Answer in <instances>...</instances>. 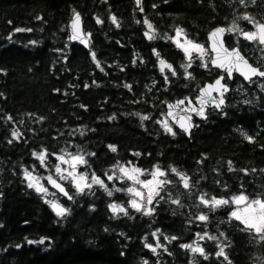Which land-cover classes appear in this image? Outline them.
I'll return each mask as SVG.
<instances>
[{
	"label": "trees",
	"instance_id": "1",
	"mask_svg": "<svg viewBox=\"0 0 264 264\" xmlns=\"http://www.w3.org/2000/svg\"><path fill=\"white\" fill-rule=\"evenodd\" d=\"M76 12L89 49L69 41ZM245 16L264 24V0H140L139 7L132 0H0V264L264 262V239L227 223L229 208L202 211L209 218L203 229L195 225L192 201L193 191L250 200L264 192V78L225 77V106L208 110L189 139L163 126L167 103L193 100L220 76L195 59L183 69L175 31L206 44L217 27L247 26ZM225 42L264 70L263 47L231 34ZM160 60L172 70L162 73ZM41 152L82 155L80 170L105 182L133 166L158 168L170 184L150 214L128 208L126 193L109 195L100 186L74 193L61 182L72 200L51 189L53 199L44 200L23 175L43 174L35 157ZM177 175L194 187L182 189ZM49 201L66 213L56 215ZM113 204L127 212L114 214ZM219 231L223 256L207 240L204 256L183 247L197 234Z\"/></svg>",
	"mask_w": 264,
	"mask_h": 264
},
{
	"label": "rangeland",
	"instance_id": "2",
	"mask_svg": "<svg viewBox=\"0 0 264 264\" xmlns=\"http://www.w3.org/2000/svg\"><path fill=\"white\" fill-rule=\"evenodd\" d=\"M254 20V19H252ZM246 23H247V26L243 27V26H240V25H234L232 27H230L229 29H232V31H227L226 35L227 34H231L234 36V38H240L242 37L244 40H246L247 42H253L257 45L258 42H257V39L256 40H248V39H245L244 38V35L243 33L245 32H256L255 30V27L253 26L252 23L249 22V20H245ZM255 21V20H254ZM257 22V21H255ZM259 23V22H257ZM178 30V29H177ZM180 30V29H179ZM226 38V36H225ZM186 41H190L192 44H196V45H199L201 46V48L203 49V51H199L197 49H193L191 47V45L185 43ZM173 43L174 45L179 48L181 51H183L184 55H185V64L183 65V69L187 70L188 69V65L195 59V60H198L199 62L203 63L205 65L206 62L209 63L210 59H211V54H210V51L208 49V45H207V42L206 44L204 43H198V42H195L191 39H189L186 35L183 34L182 32V35L177 37V31H175L174 33V36H173ZM179 45H183V48L180 47ZM261 46V45H259ZM238 48V47H237ZM185 49L188 50V53L190 54L191 56V59L188 58V55H186V52H185ZM260 55V58H264V46H263V51H261V53H259ZM261 70V69H260ZM264 71V70H262ZM219 77V76H218ZM217 77V78H218ZM164 123H167L168 127H172L173 125L166 119V117L164 118L163 120ZM40 154H45V157H46V160H45V163L44 164H41V161L39 159H37V157L40 155ZM72 156H82V155H66V154H61V155H52V156H49L46 152H41V153H38L35 155L36 159L39 161L40 163V169L42 168L41 171H43V174L41 173H38V172H35V171H32V170H25L23 175H24V178H25V172H29L32 174V176L35 178L34 181H32L33 183H35L36 181L39 182L40 185L44 186L46 189H47V194H42V193H38L44 200H52V196H54V194L52 193V191L47 187L46 183L44 181L47 180V177H51V178H55L57 180H59L60 182L62 183H66L70 186V188L73 190L74 193H81L80 191H77V187H76V184L79 183V177L81 175H83L85 177V179L83 181H81L80 186L81 188H86L88 186L86 185H90L91 186H100L102 188L105 189H108L109 192H114V191H118V192H124L126 193L128 196H129V199H128V208L132 209V210H135L137 211L135 208H133L131 206V202L132 201H136L140 207H141V210L142 212L146 213V212H152V207L154 206V204L157 202V200L159 198H161V196H163L164 192L166 191L167 193V186L170 184L169 181L167 179H163L164 177H166V173H164L163 176H160L159 177V180L161 181H166V183L160 185V188L158 189L159 191V195H156L152 201L151 204H148L147 203V195H148V192H147V189H144L141 187L140 184L138 183H134L132 180H129L127 179V177L120 171V175H117L115 178H108L109 179V182L113 183V188H109V182L108 181H104L102 180L101 178H99L102 182H103V186H101L100 184H96L92 181V177L93 175L92 174H89V173H86V172H82L80 170V168L84 165V164H77L76 165V168H75V171H74V175H69V172H72L73 169L71 168V157ZM57 157H63L65 161H68V163H64V164H61L60 161L57 159ZM85 160V157L82 156ZM59 165L62 169V173L58 174L56 173L55 169H56V166ZM124 169L128 170L129 171V174H133V175H136L138 177V179L140 181H148V180H152L153 177L150 173L154 172L155 170H157L158 168H154L153 170L149 171V172H143V171H140V173H132V169H137L133 166H126V167H123ZM161 171V170H160ZM61 175L64 176V179H61ZM181 177H184L188 180V183H189V187L188 188H185L184 187V181L183 179H181ZM188 176L187 175H177V178L179 179L178 180V183L180 185V187L182 189H184L185 191L186 190H189L191 187H194L193 186V183L187 178ZM114 180L118 181L120 183V185H118L116 182H114ZM25 181H26V184L28 186V183H29V180H27L25 178ZM196 186V185H195ZM128 188H134L135 190H138L140 192H142L144 194V198L141 199L140 197H137L131 193H129L127 191ZM33 190H35V188L33 187L32 188ZM36 191V190H35ZM197 192V191H196ZM195 191H193L194 196L192 199L193 203H194V206H193V209H194V220L197 222H195V225L198 227V228H201L203 227V229L205 228V225L204 223H207L208 224V220L209 218H207L206 220H200L199 217L200 216H205L204 214H201L203 213L202 211L204 210H208V209H222L223 207H226V208H229V212H230V217H229V221H227V223H231L234 224V223H238L239 227L245 229L244 225L240 222V220H237L236 218H234L232 216V213L235 211V212H238L240 214H244L242 212L243 208H244V205L241 204V205H237L232 201L233 197H231L230 199L229 198H217V197H213V196H209V195H206V194H203V193H200L198 192V194H196ZM241 195V194H240ZM239 196V195H237ZM260 197L256 198V199H260V200H264V192L262 194L259 195ZM204 198L205 200H208L209 202H211L212 200H227L229 201V203L227 204H222V205H219V206H211V204H209L208 206H205V204L201 203V198ZM235 197V196H234ZM249 199V198H248ZM250 200V199H249ZM252 200H255V199H252ZM52 203H56L58 204L56 201H49V204H50V207L52 208L51 204ZM177 205H179L178 203H176ZM59 205V204H58ZM60 206V205H59ZM122 208H124V211L123 212H117V214H123V213H126L127 212V209L121 205H118ZM61 207V206H60ZM53 209V208H52ZM53 211H55L53 209ZM56 212V211H55ZM206 217V216H205ZM193 220V221H194ZM246 231H248L251 235V237L255 238V240H262L261 236L259 234H257L254 230H248V229H245ZM221 233V235L217 234H209V233H206V234H203L202 236L197 234L195 236V239H194V242L193 243H190L189 245H192L193 247H199L201 249H203V254L201 253H194L191 248H188L190 250L191 253H194L196 254L197 256H204L205 255V248H204V245L203 243L204 242H207V241H210L212 244H214L217 249H218V252L221 251V249H223V253H224V242H223V239H224V236L222 234L221 231H219ZM203 237V238H201ZM207 240V241H205ZM220 256H223V255H220Z\"/></svg>",
	"mask_w": 264,
	"mask_h": 264
},
{
	"label": "snow or ice",
	"instance_id": "3",
	"mask_svg": "<svg viewBox=\"0 0 264 264\" xmlns=\"http://www.w3.org/2000/svg\"><path fill=\"white\" fill-rule=\"evenodd\" d=\"M140 3V0H137V4ZM244 19L249 20L250 23L253 24V26L257 29L256 32H245L243 33L244 38L248 39V40H256L258 39L259 42L261 44H264V24H259L257 22H255L254 20H252L250 17L245 16ZM79 22H80V17L79 15H76L73 21V29H74V35L72 37V39H79ZM101 21H97V23H100ZM113 23H116L115 18H113ZM147 23V22H146ZM148 28L151 31V24H148ZM17 31H23V29H17ZM225 31V29H217L216 32L212 33V36L215 37L216 35H218L219 33H223ZM228 31H232V29H228ZM148 39H153V36L149 35L148 33L145 34ZM182 35V30H177V37ZM185 43L191 45V47L193 49H197L199 51H203V49L201 48V46L196 45V44H192L190 41H186ZM180 47L183 48V45H179ZM186 55H188V58L191 59L190 54L188 53V50L185 49ZM237 57L239 58V53H236ZM213 63H216V61H213ZM245 63V67L247 68V71L249 73H251L252 75H260V76H264V71H258L255 68H251L249 66H247V63ZM160 64H161V72L163 73L165 68H168L170 71L172 70V66L169 64H166V62L164 60H160ZM189 67L191 66L190 64L188 65ZM222 66V65H221ZM229 71V75H231V68L228 69ZM173 75H175V72L173 71ZM246 78H248V76L246 75ZM165 79H167V77H165ZM223 88V85H221L220 80L216 81V85L215 86H210V90H216L217 88ZM227 89L224 88V91H226ZM209 90H205L204 94L207 95ZM185 101H178L177 104L178 105H182L184 104ZM220 103H223V100L220 101ZM171 107V106H170ZM187 111V109H185ZM193 112L197 111L195 108L191 109ZM199 114L201 116H203V109L201 108L199 111ZM169 115H172V113H169ZM141 119L143 120H147L149 119L148 116H143L141 117ZM190 120V117H182L181 118V122H180V127L184 130H187V127L189 126L187 124V121ZM165 127V130L168 132H172V129L170 127H168L167 123H164L163 125ZM173 135L175 133H172ZM16 135H18L17 133L13 134V137L15 138ZM111 147V146H110ZM112 150L115 151V148L112 147ZM35 155V153H34ZM37 159H39L41 161V164L45 163L46 157L45 154H40ZM57 159L60 161L61 164L64 163H68V161H65L63 157H57ZM86 161L84 160V158L82 156H72L71 157V168L73 169L72 172H69V175H74V171L76 168L77 164H85ZM56 173L60 174L62 173V169L59 165L56 166L55 169ZM120 171L127 177V179L132 180L134 183H138L141 185L142 188L147 189L148 195H147V203L151 204L154 197L156 195H159V191L158 189L160 188V185L166 183V181H161L159 180L160 176H163L164 173L162 171H160L159 169L155 170L154 172L150 173L153 177L152 180H148V181H140L138 179V177L136 175L133 174H129V171L121 168ZM132 173H140L139 169H132L131 170ZM173 171L175 172V169H173ZM25 178L27 180H29L28 183V187L29 188H35L37 193H42V194H47V189L40 185L38 181H36L35 183H33L32 181L35 180V178L32 176L31 173L29 172H25ZM48 182L50 184H52L53 187H55L59 192L63 193L64 195H68V193L65 191V189L58 184L55 180H53L51 177H47ZM61 179H64V176L61 175ZM85 179V177L83 175H81L79 177L80 181H83ZM111 179V177H110ZM181 179H183L184 181V187L188 188L189 187V183L188 180L184 177H181ZM92 181L96 184H100L101 186H103V182L95 177L93 175L92 177ZM88 187H90V185H86ZM77 187V191L82 192L83 188H81L80 184L77 183L76 184ZM127 191L137 197H140L141 199L144 198V194L138 190H135L134 188H128ZM109 195H111V192H109ZM69 199H71V197L69 196ZM233 203L237 204V205H244V208L242 210V212L244 214H240L238 212H233L232 216L234 218H236L237 220H240V222L244 225L245 229L248 230H254L257 234H259L261 236L262 239H264V200H260V199H255V200H249L247 196L241 194L239 196H235L233 197L232 201ZM174 203H179V201H174ZM201 203L205 204V206H208L209 204H211V206L215 207V206H219L222 204H227L229 203V201L227 200H212L211 202H209L208 200H205L203 197L201 198ZM52 208L56 211V214L58 216H62L66 213V209L60 207L58 204L56 203H52L51 204ZM131 206L133 208H135L137 211L141 210L140 205L136 202V201H132L131 202ZM111 208V210L113 211V213H117V212H123L124 208L118 206V205H110L109 206ZM145 214H150V212H146ZM200 220H206L207 217L205 216H200L199 217ZM203 238V237H201ZM31 243V241H30ZM41 243H43V241H41ZM183 247L185 248H191V250L194 253H201L203 254V249L199 248V247H193L192 245H183ZM154 251V249H153ZM218 255H223V249H221V251L218 253Z\"/></svg>",
	"mask_w": 264,
	"mask_h": 264
},
{
	"label": "water",
	"instance_id": "4",
	"mask_svg": "<svg viewBox=\"0 0 264 264\" xmlns=\"http://www.w3.org/2000/svg\"><path fill=\"white\" fill-rule=\"evenodd\" d=\"M136 7H139V4H137V0H132ZM76 15H79L80 22H79V39H72L74 35V29L72 27L73 21ZM262 24V23H259ZM68 36L69 41L72 44H76L79 46L84 47L85 49H89V38L87 37L84 28H83V22L81 15L76 12L72 15L68 26ZM217 29H225L223 33H219L215 37L212 36V33L216 32ZM257 31V29L255 28ZM228 31V27H217L213 30H211L207 34V45L208 49L211 54V59L209 62V65L212 69L217 70L218 72L222 73L217 79H215L213 82L204 84L197 93V96L191 100L189 98L186 99H179L172 102H169L165 105V117L166 119L173 125V127L178 130L179 132L183 133L186 138H190L192 131L195 128L196 122L204 123L207 120L208 117V110L214 109L216 111H220L226 103L225 95L230 91V87L228 84L223 82L224 75L228 78L229 81H232L233 76L239 77L244 83H248L251 80L254 79H261L264 78V76L260 75H252L247 71V68L245 67V63H247V66L251 68H255L258 71L260 70L258 67L253 66L249 60L242 54V52L237 47L229 48L226 45L225 42V36ZM257 42L259 45L264 46V44H261L259 40L257 39ZM236 53H239V58L237 57ZM213 61H216V63H213ZM222 65V66H221ZM231 68V75H229L228 69ZM246 75L248 78H246ZM220 80L221 85H223V88H217L216 90H210V86H215L216 81ZM224 88L227 90L224 91ZM205 90H209L208 94L205 95ZM223 100V103L221 104L220 101ZM178 101H185L184 104L178 105ZM171 106V107H170ZM195 108L197 111L193 112L191 109ZM203 109V116L199 114L200 109ZM187 109V111L185 110ZM169 113H172V115H169ZM182 117H190V120L187 121V124L189 125L187 127V130H184L180 127V122ZM55 180L58 184H60L65 191L68 193V195H64L63 193L59 192L55 187L52 186L48 182V179L46 180V184L54 191L57 195L60 197L71 201L69 199V196L71 197L70 193L68 192L66 186L62 184L60 181H58L55 178H52ZM81 183V181H79ZM0 194H1V183H0ZM1 196V195H0ZM245 264H264V262H253L249 261Z\"/></svg>",
	"mask_w": 264,
	"mask_h": 264
}]
</instances>
